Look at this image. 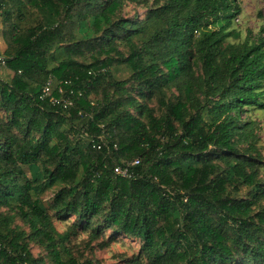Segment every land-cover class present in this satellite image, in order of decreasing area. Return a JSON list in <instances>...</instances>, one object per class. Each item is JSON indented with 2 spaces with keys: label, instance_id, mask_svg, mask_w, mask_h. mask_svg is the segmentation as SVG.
<instances>
[{
  "label": "trees",
  "instance_id": "trees-1",
  "mask_svg": "<svg viewBox=\"0 0 264 264\" xmlns=\"http://www.w3.org/2000/svg\"><path fill=\"white\" fill-rule=\"evenodd\" d=\"M239 13L0 0V264H96L67 245L108 233L140 241L128 264H264V37L230 42Z\"/></svg>",
  "mask_w": 264,
  "mask_h": 264
},
{
  "label": "rangeland",
  "instance_id": "rangeland-1",
  "mask_svg": "<svg viewBox=\"0 0 264 264\" xmlns=\"http://www.w3.org/2000/svg\"><path fill=\"white\" fill-rule=\"evenodd\" d=\"M144 1V0H140ZM148 6L154 4V0H147ZM240 8V13L235 20L230 31H236L239 34V38L232 37L229 39L230 42L237 43L243 42L248 38L255 40L260 35L264 37V0H237ZM147 8L144 4L126 1L122 10L123 17H139L144 19ZM2 24L0 23V52H4L5 44L2 38ZM120 70L116 73L118 79H127L130 76L129 71H126L124 67L119 68ZM5 77V75H3ZM11 74L7 75L9 79ZM245 118V116H244ZM251 119L258 122L261 126V138L262 145H264V111H256L251 113ZM54 192L49 193L45 196V201L49 206ZM54 215V212H50ZM56 220V218H54ZM18 225H23L21 221H17ZM55 227L60 233H64L68 230L70 222L55 221ZM110 234L106 237L101 238L94 244H90L89 237L87 234H80L77 237H73L71 242L68 243V247L73 252V255L81 260H92L96 264H128V261L133 259L140 250L141 243L138 240L130 238L120 237L115 242L108 243L106 248L101 246L107 241ZM107 243V242H106ZM31 254L34 257H41L44 252L41 248L36 245H31ZM45 256V255H44Z\"/></svg>",
  "mask_w": 264,
  "mask_h": 264
},
{
  "label": "built area",
  "instance_id": "built-area-1",
  "mask_svg": "<svg viewBox=\"0 0 264 264\" xmlns=\"http://www.w3.org/2000/svg\"><path fill=\"white\" fill-rule=\"evenodd\" d=\"M0 60H1V57H0ZM0 73H1V67H0ZM44 96L45 97H51V93H50V90H49V88H47L45 91H44ZM51 100L52 101H54V99L53 98H51ZM68 105H71V103H68ZM137 164H139V161L138 160H136V161H134V162H132V163H130V164H128L127 166H125V167H122V166H120V167H116L115 168V174L117 175V176H120V177H122V178H125V179H129L130 178V167L131 166H135V165H137Z\"/></svg>",
  "mask_w": 264,
  "mask_h": 264
}]
</instances>
